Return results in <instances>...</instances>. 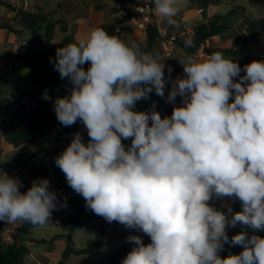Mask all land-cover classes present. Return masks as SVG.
Returning a JSON list of instances; mask_svg holds the SVG:
<instances>
[{"label":"clouds","instance_id":"clouds-1","mask_svg":"<svg viewBox=\"0 0 264 264\" xmlns=\"http://www.w3.org/2000/svg\"><path fill=\"white\" fill-rule=\"evenodd\" d=\"M153 3L161 19L176 23L177 0ZM50 62L73 84L55 100L56 118L66 127L82 121L90 138L85 144L75 134L56 165L87 209L150 237L145 245L129 236L135 246L121 264H264V237L240 232L229 241L226 234L238 222L264 231V61L245 65L240 76V65L220 52L186 56L183 77L167 93L168 102L179 96L183 103L163 119L134 111L152 91L143 84L161 97L166 87L164 64L136 44L95 27ZM20 187L19 179L0 177V221L44 226L58 210L49 181L34 180L24 193ZM214 196L237 198L242 210L229 208V220L209 205ZM225 243L243 251L221 258Z\"/></svg>","mask_w":264,"mask_h":264},{"label":"trees","instance_id":"trees-1","mask_svg":"<svg viewBox=\"0 0 264 264\" xmlns=\"http://www.w3.org/2000/svg\"><path fill=\"white\" fill-rule=\"evenodd\" d=\"M204 6L208 3H216L218 0H201ZM152 6L153 0H149ZM0 4H4L11 11L15 12L13 20L16 25L20 26V29H25L29 32L33 41L39 43L36 46L34 42H26L21 45V50L12 54L16 59L25 61L29 66V78L33 85L31 90L16 89L12 94L13 98L18 101L26 99L24 102H20L7 119V125L9 129L5 132V140L8 145L16 147L22 143L35 142L43 137L45 134L51 132L57 127L63 126L58 119L54 111L55 100L70 95L73 88V84L67 78L61 79L59 72L54 68L56 50L60 47L67 46L71 43H76L73 38L72 32L67 31V24L63 18H54L50 13L45 12L43 8H27L17 7L9 5L8 3L0 1ZM232 11L225 14L214 13L210 15L205 21L195 23L192 26V40L187 43L181 36V33L185 30L183 27L179 29H169L166 27L167 34L174 35L175 43L185 52H195L206 39L221 34L226 30L231 22ZM153 21L146 23L144 31L146 34V40L143 45V51L147 52L151 47L159 42V35L156 30V20L152 16ZM249 34L253 35L256 32L260 35H264V15L257 19H251L249 21ZM59 26L62 32H66L61 38L59 44L56 47L42 48L40 42L45 41L49 43L55 34V27ZM8 30L18 32L19 30L12 29V25L4 24ZM97 27L103 28L109 35H118V31L114 25L109 23H102ZM204 51L210 53L220 52L224 56L238 57L243 54V43L235 48L209 46L204 48ZM90 67V63H85L83 68L87 70ZM149 85L144 86L148 88ZM1 94V87H0ZM47 94L48 99L44 96ZM0 100V115L1 111ZM137 112H145L151 115L152 112H158L161 119L170 117L174 107L181 106V104L163 105L154 95V91L148 92L146 96L136 102ZM149 126L152 121L149 120ZM71 126L85 127L83 122L77 120ZM59 134H66L65 127L59 131ZM82 142L87 144L89 136L87 131L81 134ZM70 145V144H69ZM69 145H65L56 150L53 159L50 161L49 168H43L40 165L32 164L29 172L38 179H47L49 185L56 189H60L64 193V196L57 197L58 210L66 211V217L63 221V225L67 228L66 238L68 245L64 255L59 259L56 264H63L64 258L68 254L80 255L88 254L94 250L101 248L105 243V232L103 227L96 228L94 230L93 241L80 248H73L71 233L82 222L86 220H92L99 215L95 214L90 209L86 208V202L84 198L70 197L67 193L72 189L66 180L65 174L56 165L55 159L58 157ZM36 153H32L26 157H21L20 160H28L32 158ZM28 190L25 185L20 187L19 191L24 193ZM216 210L224 212L228 219H231V214L228 213V209L231 208L232 213L240 212L242 206L237 198H234L230 206L225 208L214 207ZM102 217V216H100ZM7 225L6 221H0V264H21L24 256L29 253L28 248L23 243V237L29 231V228L33 224L20 221L14 228V231L10 233L11 242L3 243L1 238V231ZM245 232L249 237L251 235H260L264 237V231L256 232L249 226L237 223L235 227L227 226L226 234L231 238ZM126 249L120 244L113 252H111L107 259L106 264H121L124 259V253ZM243 251L242 246H231L229 243H225L220 250L219 255L221 258L228 256L229 254L238 255Z\"/></svg>","mask_w":264,"mask_h":264},{"label":"rangeland","instance_id":"rangeland-1","mask_svg":"<svg viewBox=\"0 0 264 264\" xmlns=\"http://www.w3.org/2000/svg\"><path fill=\"white\" fill-rule=\"evenodd\" d=\"M5 3H9L10 0H0ZM19 7H23V4L26 3V7L35 9L36 4L32 3L30 0H20ZM43 1V0H40ZM45 3L41 7L44 10H49L52 15L56 10L55 0H44ZM95 1V0H93ZM108 1V0H105ZM191 8H193L188 13V20L197 21L200 16H198L194 9L197 6L195 0H178V5L180 10H183L184 7L189 3ZM231 0H219L215 5L217 13H225L228 10V6ZM239 5H244L246 8V14L248 18L257 19L262 16V9L264 8V0H236ZM42 3V2H40ZM7 6L0 4V21L7 11ZM232 17L229 27L224 30L221 34L214 36L218 39L217 44L224 47H237L243 43V54L237 58H241L246 63H251L253 59L258 57L264 58V48L263 51L256 55H250L249 51L252 49V45L245 47L247 42V36L249 33H244L240 25L241 22H238L240 17V9L237 7L232 9ZM208 12V11H207ZM205 14V13H204ZM203 14V15H204ZM202 16V15H201ZM203 17V16H202ZM190 18V19H189ZM176 23L174 25H169L166 19L159 21L162 26L168 27L169 29H179L182 27L179 19L173 18ZM188 24V21H185ZM190 22V21H189ZM8 24L12 25V21L8 20ZM7 33V32H6ZM66 32H62L59 29H56L54 34V39L49 46H54L57 40H61L63 35ZM244 34L245 36H242ZM181 36L185 39L187 43H190L192 38L188 39V34L184 33ZM21 38L30 39L29 32L23 29L21 33ZM260 44L264 46V35L260 36ZM210 39V38H209ZM4 37L0 33V87H1V115L0 119V177L6 173L9 177H14L19 179L22 182V185H25L28 189L32 186V182L36 180L35 176L29 172L32 164L40 165L43 168H49L50 161L53 159L55 152L62 146L69 145L72 142L75 134L79 133L80 135L87 131L86 127H76V126H61L57 127L51 132L45 134L42 138L35 142H26L22 143L16 147H11L7 144L5 140V132L9 129L7 125V119L13 110L19 104V101L13 98L12 94L16 89L21 88L23 90H31L33 85L29 78V66L28 64L20 59L11 58L8 56L10 46L8 43H2ZM36 46H39V43L35 42ZM46 42L42 41L40 47H45ZM142 50L140 42L136 44ZM210 44L209 46H211ZM179 46L175 43L173 46L170 55L165 56L163 54V47L160 41L155 43L148 53L153 54L158 57L159 62L164 64V76L166 80V87L171 88V83L177 77L178 70L174 64V59L178 55ZM182 50V49H181ZM183 51V50H182ZM171 68L172 71L169 74L168 69ZM148 84H143L142 87ZM154 91L155 97L163 105H172L176 104L175 101L170 103L167 100V93L165 91V96L161 97L156 94L155 88L152 85H149ZM183 102H180L182 104ZM134 111H137V105L135 104ZM65 127L66 134H59V131ZM132 138L123 140L122 143L127 149L131 146ZM35 150L41 151V155H34L28 160H20L21 157H26L32 154ZM33 164V165H34ZM50 186V185H49ZM50 190L54 191L57 197L64 196V193L60 189H56L53 186H50ZM68 196L78 198L81 197L80 194L76 193L71 189L68 193ZM234 197H224L217 198L213 197L208 203L211 207L225 208L231 205ZM66 217V211L54 210L51 214L50 220L44 225H33L29 228V231L23 237V243L29 250V253L24 256L23 262L21 264H56V262L61 259L64 255L65 250L68 245V240L66 238L67 228L63 225V221ZM20 221L15 223H7V225L1 231L2 242L9 243L11 242L10 233L14 231V228L19 224ZM103 227L105 232V243L104 245L94 250L88 254L73 255L68 254L64 258L63 264H106V259L108 255L113 252L120 244H122L126 251L124 253V258L135 246L133 243H129L127 238L129 236H140L145 245L151 242L150 237L144 234L141 230L137 228H127L119 222H107L103 217H95L92 220H86L82 222L77 228H75L71 233L72 245L73 248H80L90 244L94 238V230L96 228Z\"/></svg>","mask_w":264,"mask_h":264},{"label":"crops","instance_id":"crops-1","mask_svg":"<svg viewBox=\"0 0 264 264\" xmlns=\"http://www.w3.org/2000/svg\"><path fill=\"white\" fill-rule=\"evenodd\" d=\"M30 1L32 3H35L37 8H41L45 3L44 0L43 1L30 0ZM123 1L125 0H108V1H105V0H95V1L93 0H55L56 10L52 14V16L54 18H63V20L66 21V24H67V31H68L69 24L72 23V26H71L72 35L76 42L78 39L84 38L87 35V33L91 29L97 27V25L102 24V23H109V24L114 25L115 29L118 31L117 37H119L126 44L131 45V44H137L138 42H140L141 46L143 47L145 40H146V34H145L144 29L139 28L133 22H129L126 18H121L119 14L117 13L118 6ZM144 1H149V0H144ZM189 1H193V0H189ZM195 1L196 3H201V4H197V6L194 9L195 13L198 16H200L197 21L188 20L187 18L188 13L193 9L190 6L191 2H189L184 7L183 10H180L179 5H178V0H177L176 6L178 7L179 11L177 15L173 17V18L179 19V22L181 23L182 27L185 29L181 34H184V33L188 34V39L192 38V26L195 23L205 21L210 15L217 13V12H214L216 11L214 9L216 6L215 4L219 2L218 0V2L216 3H208L206 6H204L201 0H195ZM235 1L236 0H231L228 6L227 12L238 7L241 10L240 11L241 18H239L238 22L242 23L240 25V27L242 28V31H244V33H248L249 26H250L249 21L252 18L250 19L248 18V15L246 14V8L244 7V5H239ZM258 1H262V0H258ZM20 2H21L20 0H10L8 4L13 6L14 8H17L19 7ZM26 6H27L26 3L23 4V7H26ZM198 9H201V11H197ZM44 11L50 13L49 10L47 11L44 10ZM225 13H219V14H225ZM152 15L154 19L156 20V22L163 20L156 14L154 4L152 5ZM263 15H264V8L262 9V16ZM14 16H15V12L7 8L5 15L0 21V33L2 34V37H4V40L2 43L9 44L10 50L8 52V56L11 58H14L12 56L13 53L21 50V45L23 43H26V42L35 43V41L31 39V37L30 39L21 38V33L23 32V29H20V26L15 24V21L13 20ZM8 20L12 21V29L19 30V33L18 32L16 33L13 30H8L6 27H4V24L9 25ZM184 20L188 21L187 22L188 24H186ZM56 29H59L58 25H56L55 27V32H56ZM242 36H245V35L242 34ZM246 36H247V42L245 43V47L253 44L252 49H250V51L254 50L256 54L261 53L263 51L264 46L260 44L261 42L259 38L260 35L256 32V34H253V35L248 34ZM53 39L49 43H51ZM217 41L218 39L215 38L214 36L211 37L210 39L209 38L206 39L202 45V49L209 47L210 44H212L211 46H220L219 44H217ZM59 42H60V39L57 40L54 46H49V43L46 42L47 45H45V47H42V48L56 47L59 44ZM41 44H42V41L40 42V45ZM220 47H224V46H220ZM177 49L179 50V53L174 59V64L176 66V69L178 70L176 74L177 77H183L184 75L183 66L179 63V61L183 60L186 56H192L194 58L201 59V60L207 58L204 55L197 54V52L185 53L184 51L181 50L180 47ZM250 51H249V54H250ZM224 57L228 59H232L235 62H237L242 69L240 76L245 75L243 68L245 65L249 63H246L241 58H237V57H229V56H224ZM257 59H262L263 61V58L261 57H258ZM252 61H254V59ZM238 79L239 77H237V80ZM169 89L170 88H167L165 89V91H168ZM25 100L26 99H22L21 101H19V103L24 102ZM180 102H183V100L181 97L177 96L175 98V103L180 104ZM33 153H36L35 155H41V151L39 150H35Z\"/></svg>","mask_w":264,"mask_h":264},{"label":"built area","instance_id":"built-area-1","mask_svg":"<svg viewBox=\"0 0 264 264\" xmlns=\"http://www.w3.org/2000/svg\"><path fill=\"white\" fill-rule=\"evenodd\" d=\"M197 11H201V9H198ZM117 13L121 18H126L129 22L135 23L142 29L145 28L146 23L153 21L152 6L149 1L125 0L118 6ZM156 30L159 35V41L164 50L163 54L165 56H169L173 46L175 45V37L174 35L167 34L166 27L162 26L159 22H156ZM202 45L203 44H201V46L195 51L197 54L204 55L206 57L213 54L204 51V49H202ZM250 55H256V52L252 50L250 51ZM254 60L262 61V59Z\"/></svg>","mask_w":264,"mask_h":264},{"label":"water","instance_id":"water-1","mask_svg":"<svg viewBox=\"0 0 264 264\" xmlns=\"http://www.w3.org/2000/svg\"><path fill=\"white\" fill-rule=\"evenodd\" d=\"M71 26H72V23H71V24H69V27H68V32H72V28H71ZM2 116H3V115H0V119L2 118Z\"/></svg>","mask_w":264,"mask_h":264}]
</instances>
